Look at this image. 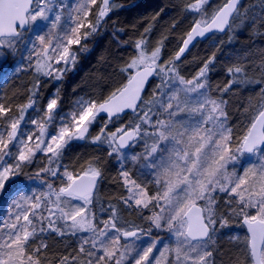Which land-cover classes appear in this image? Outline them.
I'll return each mask as SVG.
<instances>
[{
	"label": "snow or ice",
	"instance_id": "obj_1",
	"mask_svg": "<svg viewBox=\"0 0 264 264\" xmlns=\"http://www.w3.org/2000/svg\"><path fill=\"white\" fill-rule=\"evenodd\" d=\"M210 6L211 0H191L186 5L198 19L171 59H162V41L149 48L145 35L151 31L149 25L133 45L135 54L120 69L127 74L122 86L103 100L81 97L68 113H61V98L53 94L43 114L31 120L37 131L22 136L25 113L37 108L39 78L62 79L76 62L73 46L86 50L82 41L119 6L115 0H77L74 6L61 0H0V76L16 71L5 68L7 57L18 49L28 53L30 62L35 56L37 76L28 102L17 106L18 117L10 115V104L0 103V120L6 121L0 131V199L8 196L13 208L0 224V264H125L129 260L131 264H225V257L228 264H264V54L259 64L245 57L229 67L232 79L220 89L227 93L233 85L258 88L254 115L238 134L229 124L228 100L210 95L208 72L215 54L191 79L182 76L177 66L196 37L244 25L259 33L264 29V13L242 12L240 0H222L211 11ZM249 71L259 73L258 78L248 76ZM126 110H131L133 120L108 130V123L127 115ZM101 113L107 123L91 141L107 144L109 156L127 159L123 150L143 142V152L131 154L130 159L151 170L156 191L150 193L129 170H121L128 195L120 199L125 209L135 208L141 214L149 210L150 215H142L149 223L147 230L123 228L120 210L111 204L100 209L109 213L107 218H98L94 208L103 171L97 163L88 161L79 173L66 166L60 171L64 149L73 140L87 139ZM38 153L47 163L29 178L48 174L60 178L61 185L54 189L48 183V192L21 195L14 178ZM245 157L255 159L245 163ZM10 184L14 191H9ZM235 224L246 229L243 248L237 247L236 255L220 243L225 237L222 230ZM153 229L167 231L175 243L158 249V239L146 246L124 242L140 240V234L150 236ZM40 233L59 237L66 249L71 244L66 238L90 235L80 236L72 251L49 260V245ZM233 242L238 245L240 237L229 234L228 243Z\"/></svg>",
	"mask_w": 264,
	"mask_h": 264
},
{
	"label": "trees",
	"instance_id": "obj_2",
	"mask_svg": "<svg viewBox=\"0 0 264 264\" xmlns=\"http://www.w3.org/2000/svg\"><path fill=\"white\" fill-rule=\"evenodd\" d=\"M115 2L119 7L110 13L96 33L90 35L86 51L78 55L76 71L71 76L63 75L54 85L57 86L61 98L59 103L61 108L68 106L78 96L103 100L116 88L122 86L126 82L127 74L122 73L120 69L135 54L133 45L149 25L151 31L145 34L149 48L155 47L157 42L162 41V59L168 60L175 55L186 33L195 19H198L195 13L186 10V5L191 0H115ZM221 2L222 0H211L209 11ZM240 8L242 12L246 10L251 15H259L264 13V0H242ZM92 20L95 21V9ZM213 54L215 59L208 72L210 94L215 98L223 95L228 100L229 124L234 126V131L238 134L254 115V108L259 99L258 88L255 85L249 87L233 85L227 93H221L220 89L225 88L232 79L227 71L229 67L244 62L245 57H249L254 64L260 63L264 54V29L259 30L258 33L256 29L244 25L234 31H227L224 35L209 36L203 42L197 43L177 62L180 74L186 79H191ZM248 76L258 78L259 73L249 71ZM36 79L34 68L28 73L22 72L11 76L0 90V102L10 104L12 110L15 106L26 104L29 89ZM39 79L38 97L54 87L50 85V79L47 77L41 76ZM245 108L248 110L245 111ZM105 123H107L105 117H98L89 129L88 138L71 141L64 149L61 159L67 161L75 173L87 167L88 161L97 163L103 171V178L98 185L99 199L94 208L97 215L100 214L102 219H106L109 213L100 209L101 206L107 208L111 204L120 210L123 228L130 226L144 229L146 223L142 222L143 214L133 209H125L120 199L123 197L121 193L123 189L114 154L108 155L110 149L107 144L98 146L91 141V137L97 135ZM115 123L118 124L115 126ZM115 123H108V130H112L111 126L118 127V119ZM25 169L27 171V166ZM222 231L225 237L220 242L221 246L234 255L238 254L237 247L243 248V237L246 235L243 227L235 224ZM229 234L240 237L238 245L236 242L228 243ZM66 239L71 240L67 249L59 237L50 236L47 240L49 245L47 259L54 260L59 254L74 249L73 238ZM240 258L244 259L242 255ZM225 264H228L226 257Z\"/></svg>",
	"mask_w": 264,
	"mask_h": 264
},
{
	"label": "rangeland",
	"instance_id": "obj_3",
	"mask_svg": "<svg viewBox=\"0 0 264 264\" xmlns=\"http://www.w3.org/2000/svg\"><path fill=\"white\" fill-rule=\"evenodd\" d=\"M61 2L65 3L69 6H74L75 3L77 2V0H61ZM66 11H67V9H66ZM90 19H92V16L90 17ZM89 40H90V36L88 37L87 40L82 41V45L86 49H87V42ZM85 44H86V46H85ZM73 51L76 54V62L74 65H69L68 69L63 73V75L68 74V76H71L76 71V66H77L76 64L78 62V55L82 54L86 50H80L79 46H73ZM35 59H36L35 56H33L32 60L30 62L28 59V53L26 51H23L22 49H18L14 54L9 55L7 57V64H6L5 71L8 72V70L12 69V68H15L16 71L14 73L8 72L7 75L0 76V90L2 89V87L5 85V83L8 81V79L11 76L19 75L22 72L28 73L33 68V65L35 63ZM57 67H62V65L57 66ZM90 75H92V72L90 73ZM47 78L50 79L49 82H50L51 86L56 85L57 80L52 79L51 77H47ZM53 94H58L57 86H54L50 91L44 92L43 94H41L38 97V104H37L36 110H33L31 108L27 110V112L25 113V116H24V120L21 122V125H20V134L22 136H26L27 134H29L31 132L37 131L36 126L31 124V120L32 119H38L43 114L42 110L46 106L49 98L53 96ZM210 95L215 98V96H213L212 94H210ZM81 97H83V96H78V97L74 98L72 100V102L68 106H66L65 108H61V106L59 105L61 113L70 112L74 102ZM83 98H85V97H83ZM85 99H87V98H85ZM0 103H2V102H0ZM19 114L20 113L17 109V106H15L10 115L14 116V117H18ZM132 120H133V115H127L125 117H122V118L118 119V122H119L118 126H120L121 124H126ZM117 124L115 123L114 125L116 126ZM115 126H111L112 130L111 129H109V130L114 131ZM5 127H6V121L0 120V131H3ZM52 130L53 129L51 127H49L48 131L51 132ZM143 150H144L143 142H139L136 147L123 151L124 154L128 157L127 159H124L123 157L118 159L116 154H114V156H115L116 161H117L116 163H117V167H118V173H120L121 170H129L132 178L135 179L137 181V183L146 185L148 187L149 192L152 193V192L156 191V186L152 183L153 177L151 175V170L144 168L142 161L139 163H134L130 159L131 154H133V153L139 154V153L143 152ZM253 159H255V158L245 157L244 162H247V161L253 160ZM46 163H47V158L42 153H38L34 162L31 165L27 166V171H26V169H25L26 167H25L23 169L22 175L17 177V178H14L16 181V184L19 185L21 195H32L34 193L39 194L40 192H48L49 191V189L47 187L48 183H51L53 185L54 189H58L60 187L61 182H62L61 179L51 177L48 174H42V176L40 178H32V179L29 178L30 176L34 177L35 172L38 171L39 168L43 167ZM59 163L61 165V168H60L61 173L63 172L64 166H66L69 171L74 172V169L72 168V166L67 161H65V160L62 161V159H61ZM237 168L239 169V165H237ZM119 177H120V175H119ZM120 182L122 184L121 180H120ZM8 187H9V191H14V189H15V185H12V184H10ZM122 189H123V191H121V193L123 194V197H127L128 192H127L126 188L122 186ZM73 203H80V202L79 201H73ZM123 206H124V204H123ZM133 210H136V209L133 208ZM11 211H13V208L11 207L10 198L8 196H5L2 199H0V224H2L3 221L7 218V213H9ZM155 211H158V209H155ZM136 212H139V211L136 210ZM142 214H143V217H147L151 213L149 212V210L145 209V210H143ZM45 215H47L46 212H45ZM97 216H98V218L102 219L100 214ZM142 222L146 223V226L144 227V229L147 230L149 228L148 221L146 219H142ZM37 227L38 228L40 227L39 222H37ZM133 228H135V227H130V226L125 227V229H129V230H131ZM40 235L46 240V242L50 238V235L47 233H40ZM84 235H90V234L80 233V234H78L77 237H73L75 245H76V241L79 239V237L84 236ZM140 235H141L140 240H135V238H131V239H128L127 241H124V242L125 243H133L134 242L137 246H140V245L146 246L153 239H158L160 241V243L158 244V249H162L163 245H165V244L173 245L175 243L174 237L170 233H168L167 231H160V230L153 229L152 235H150V236L144 235V234H140ZM74 248H75V246H74ZM125 264H131V261L130 260L125 261Z\"/></svg>",
	"mask_w": 264,
	"mask_h": 264
},
{
	"label": "water",
	"instance_id": "obj_4",
	"mask_svg": "<svg viewBox=\"0 0 264 264\" xmlns=\"http://www.w3.org/2000/svg\"><path fill=\"white\" fill-rule=\"evenodd\" d=\"M241 1L242 0H240V3H241ZM192 27V26H191ZM191 29V28H190ZM189 29V30H190ZM227 32V31H226ZM226 32H218V31H214V32H210V33H206L205 34V36H203V37H196L194 40H193V42L189 45V48L185 51V53L181 56V59L182 58H184L187 54H188V52L197 44V43H199V42H203L204 40H206L209 36H211V35H213V34H217V35H224ZM185 38H186V36H185ZM183 41V40H182ZM182 46V42H181V45H180V47ZM178 51V50H177ZM176 51V52H177ZM180 59V60H181ZM152 82V80H151V78H150V83ZM126 112H127V115H133L132 114V112H131V110H126ZM127 115H123L122 114V116H121V118L122 117H125V116H127ZM105 117L106 118V114H104V113H101L98 117ZM125 150H127V149H124L123 151H125ZM244 228V227H243ZM244 230H245V232H246V229L244 228ZM129 239H131V238H129Z\"/></svg>",
	"mask_w": 264,
	"mask_h": 264
},
{
	"label": "flooded vegetation",
	"instance_id": "obj_5",
	"mask_svg": "<svg viewBox=\"0 0 264 264\" xmlns=\"http://www.w3.org/2000/svg\"><path fill=\"white\" fill-rule=\"evenodd\" d=\"M98 185H99V183H98Z\"/></svg>",
	"mask_w": 264,
	"mask_h": 264
},
{
	"label": "bare ground",
	"instance_id": "obj_6",
	"mask_svg": "<svg viewBox=\"0 0 264 264\" xmlns=\"http://www.w3.org/2000/svg\"><path fill=\"white\" fill-rule=\"evenodd\" d=\"M98 118V117H97Z\"/></svg>",
	"mask_w": 264,
	"mask_h": 264
}]
</instances>
